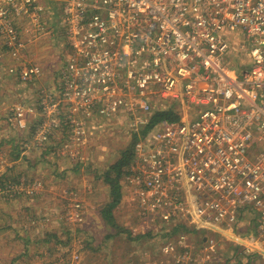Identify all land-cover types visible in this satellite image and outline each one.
I'll use <instances>...</instances> for the list:
<instances>
[{
  "label": "built area",
  "instance_id": "2783aa9c",
  "mask_svg": "<svg viewBox=\"0 0 264 264\" xmlns=\"http://www.w3.org/2000/svg\"><path fill=\"white\" fill-rule=\"evenodd\" d=\"M60 1L56 22L72 54L58 86L41 91L40 111L27 108L37 118V142L65 125L75 145L82 118L126 116L140 137L138 216L159 236V252L176 264H207L204 246L189 238L217 230L264 264V0ZM39 2L0 0V31L11 43L18 42L11 14L50 27ZM17 74L24 83L41 72ZM155 97L172 104L155 110ZM170 109L179 120L148 128L155 113ZM245 227L257 234L248 244L233 232Z\"/></svg>",
  "mask_w": 264,
  "mask_h": 264
},
{
  "label": "rangeland",
  "instance_id": "374dc122",
  "mask_svg": "<svg viewBox=\"0 0 264 264\" xmlns=\"http://www.w3.org/2000/svg\"><path fill=\"white\" fill-rule=\"evenodd\" d=\"M39 1L49 28L39 29L31 17L11 14L18 42L11 43L0 31V264H176L159 252V236L150 232L153 226H142L138 216L144 177L135 167L134 147L140 137L129 129L130 119L82 118L86 125L81 143L72 145L62 129L48 143L37 142V118L27 108L35 104L40 111L41 91L58 86L59 73L72 54L57 23L61 1ZM20 67H37L41 74L23 83ZM152 102L155 110L172 104L159 97ZM132 145L133 156L119 180L121 199L112 211L117 229L103 216L114 199L105 174ZM233 232L247 244L246 239L257 235L250 227ZM176 237L177 232L170 238ZM189 239L194 247L204 246L202 255L211 257L207 264L258 263L220 231L195 230ZM177 249L181 254L182 248Z\"/></svg>",
  "mask_w": 264,
  "mask_h": 264
},
{
  "label": "trees",
  "instance_id": "16d2710c",
  "mask_svg": "<svg viewBox=\"0 0 264 264\" xmlns=\"http://www.w3.org/2000/svg\"><path fill=\"white\" fill-rule=\"evenodd\" d=\"M179 119L180 117L178 116V114L172 109L167 110V111H162V112L158 111L157 113L153 115L148 128H151L152 125H155L158 122H161L162 120H179ZM61 129L66 130V126L62 125ZM130 147L131 148L129 150L123 151L122 157L114 165H112L110 169L107 171V173L105 174V179L111 186L112 197L114 199H113V202L109 204L103 210V216L105 217L109 226L117 227V229L119 228V225L117 224V221L115 220V217L112 211H114V209L119 204L120 199H121L122 194L120 191L121 187H120L119 180L124 173V169H123L124 166L128 165V163L130 162L133 156L132 155L133 145Z\"/></svg>",
  "mask_w": 264,
  "mask_h": 264
},
{
  "label": "crops",
  "instance_id": "0c3cea01",
  "mask_svg": "<svg viewBox=\"0 0 264 264\" xmlns=\"http://www.w3.org/2000/svg\"><path fill=\"white\" fill-rule=\"evenodd\" d=\"M44 5H45V3H44Z\"/></svg>",
  "mask_w": 264,
  "mask_h": 264
}]
</instances>
